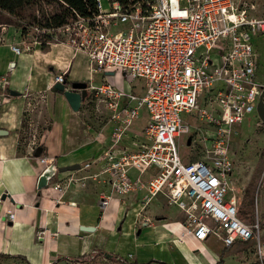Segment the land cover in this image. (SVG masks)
Returning a JSON list of instances; mask_svg holds the SVG:
<instances>
[{
    "label": "built area",
    "instance_id": "2783aa9c",
    "mask_svg": "<svg viewBox=\"0 0 264 264\" xmlns=\"http://www.w3.org/2000/svg\"><path fill=\"white\" fill-rule=\"evenodd\" d=\"M111 2L112 11L106 13L102 1L96 0L97 14L90 19L77 15L59 28H32L33 46L66 40L88 56L91 76L106 75L102 84L89 88L111 114L113 124L111 145L100 158L105 166L92 178L106 175L113 193L121 196L146 190V204L163 195L185 214L180 224L183 236L201 243L216 238L226 248L252 242L259 258H264L260 224L240 218L236 198H228L227 184L232 138L248 115L258 114L264 94L254 45L255 38L264 40V18L236 0H138L127 9ZM23 49L31 51V44L12 46L16 54ZM200 49H204L201 54ZM117 72L129 82L143 81L144 95L118 89L109 76ZM2 81L8 86L6 78ZM55 84H66L65 75H57ZM204 94L209 96L200 107ZM142 109L149 116L144 132L148 143L136 153L120 150ZM195 110L209 127V136L203 139L206 156L184 162L176 140L190 134V129L181 114ZM25 123L18 150L34 155L41 139ZM44 161L47 169L54 165V159ZM75 182L67 181L66 187ZM54 189L63 190L60 185ZM111 202L110 196H102L100 206L107 208ZM13 217L9 213L11 221ZM45 235L46 230L38 232V240Z\"/></svg>",
    "mask_w": 264,
    "mask_h": 264
},
{
    "label": "crops",
    "instance_id": "0c3cea01",
    "mask_svg": "<svg viewBox=\"0 0 264 264\" xmlns=\"http://www.w3.org/2000/svg\"><path fill=\"white\" fill-rule=\"evenodd\" d=\"M12 30H8L6 37L0 30V77L1 82L7 79L8 87L4 85V89L9 92L5 96L0 89V95L6 97L0 105V254L23 257L28 264H53L59 258L75 259L94 251L114 253L125 242H130L133 252L126 257L133 263L224 264L238 245H248L236 243L227 250L216 238L201 243L191 236H183L185 231L180 224L185 221V214L170 205L165 196L160 195L146 204V190L121 196L113 193L106 175L92 178L101 174L105 166L100 158L111 145V114L105 109V126L97 131L83 123L81 110L85 111L86 101L79 112H74L64 94L54 91V81L59 74L65 75L69 87L76 82H88L83 65L75 63L76 58L82 56L88 60L89 70L88 56L76 52L66 40H54L46 45L51 48L43 51L42 46L32 45V37H19ZM24 43L31 44V51L23 49L21 54H16L12 50V46L23 47ZM9 53L14 57H9ZM109 76L120 89L144 95L143 81L132 83L116 73ZM13 91L19 93L18 96L11 95ZM44 94L48 101L42 102ZM30 101L34 108L39 104L46 106L42 116L31 111ZM26 105L27 116L34 122L30 133L41 139L43 152L39 158L29 151L22 155L18 150ZM142 113L147 120L140 123ZM148 121V113L142 109L120 150L133 151L138 146L142 140L139 136H145ZM44 159H54L57 172L48 187L39 190L40 177L47 169ZM87 164L91 165L89 169H85ZM73 165H80L81 169L58 171ZM132 175L136 177L137 173L132 171ZM149 178L150 175L145 176V180ZM69 180L76 182L67 188ZM58 185L62 191L54 189ZM102 196L112 198L107 208L100 206ZM173 209L179 214L171 212ZM9 213L13 214V221ZM149 220L152 223H148ZM82 227H92L95 231L85 232ZM43 230L46 235L38 240V232ZM210 241L220 242L221 249L213 250ZM246 245L241 249L246 251ZM201 252L203 257L198 254ZM246 256H241L234 264H243ZM257 262L264 264V258L251 259L250 264Z\"/></svg>",
    "mask_w": 264,
    "mask_h": 264
},
{
    "label": "rangeland",
    "instance_id": "374dc122",
    "mask_svg": "<svg viewBox=\"0 0 264 264\" xmlns=\"http://www.w3.org/2000/svg\"><path fill=\"white\" fill-rule=\"evenodd\" d=\"M103 5L104 12L112 11L113 4L111 0H101ZM239 4L247 7L251 14L255 15L256 17L264 18V0H236ZM39 7H34L29 10L28 16L31 17L36 15V17H40L41 19L52 15L54 13H64L65 8L60 3H52V5H43L40 9ZM37 11H40L38 13ZM2 24V25H1ZM22 23H19L18 20L12 18L6 14H3L0 17V30L1 35L4 37L9 35V29H13L12 33L17 32L23 38H31L32 34L34 33V29H26L24 30ZM34 27V26H32ZM35 28V27H34ZM255 49L258 54L259 66H258V80L261 83H264V40L262 38H255L254 39ZM1 47V46H0ZM49 46L43 47V51L48 50ZM204 49L199 50V54H201ZM3 54L4 51H1ZM1 54V55H2ZM9 57H14L9 53ZM1 58V57H0ZM81 63L83 65V74L86 76L88 82V86L95 85L98 86L102 84L106 78L104 74H94L91 76L87 68L88 60L82 58V56H78L76 58L75 63ZM113 72V71H112ZM121 73L117 72L116 76L120 75ZM122 76V74H121ZM91 77L93 79L91 80ZM0 77V89L4 92L5 96L9 95V92L4 89V84L1 82ZM9 78V76H8ZM8 87V86H7ZM120 89V86L117 87ZM208 94H204L201 99L199 100V106H205V99L208 98ZM4 95H0V105L5 101ZM46 99V95H43V98L40 101L43 102ZM48 101V100H47ZM86 105L85 111L81 110L83 114V123L85 126H89L94 128L95 130H102L105 126L107 113L101 101L95 96L94 93L89 89L88 96L86 98ZM28 103V102H27ZM33 106V110L35 111L36 115L42 116L44 114V110H46V106L44 104H39L37 107L34 108V103L32 101L29 102ZM28 105V104H27ZM26 105V113L25 118L23 119V123L25 120L28 121V126L34 125L31 117L28 118L29 108ZM23 106V105H22ZM1 108V107H0ZM144 113H142L141 117ZM182 120L184 125H188L190 129V134H184L182 137L176 140L177 147L179 150V154L182 157L184 162H193L203 160L206 156V149L205 144L203 142L204 137H208L209 133L206 131L209 129L207 125L199 120L197 110L193 111L192 113H182L181 114ZM41 118V117H40ZM39 118V119H40ZM38 121V118H35ZM147 120V116H143L140 123H143ZM26 124V123H25ZM142 140L139 141L137 144L138 146L135 147L133 151H127L129 153H136L143 149V146L148 143V139L145 138L144 135L139 136ZM146 140V143L144 141ZM189 140L191 143L189 144ZM124 141V140H123ZM122 141V142H123ZM137 143V141H136ZM122 144V143H121ZM121 146V145H120ZM122 149V147H119ZM104 155V154H103ZM102 155V156H103ZM101 156V157H102ZM231 162H232V172L230 173L229 177L227 178V184L230 187L229 196L235 197L238 203V207L240 209V218L248 224H254L255 222H259L260 229H261V238L264 241V122L260 120L259 115L257 112L253 113L252 115H248L245 121L242 123L240 128H238V133L233 136L232 142L230 145V153H229ZM104 162V161H103ZM105 165V162H104ZM174 213H178L177 210L173 209ZM137 235L134 236L136 238ZM211 247L213 250H220L221 243L210 241ZM122 248H117V250L111 252H104L114 256H118L119 258H123L130 263H133L127 258V254L133 252L130 242H125ZM238 245V249L233 251V254L229 256L224 264H234L235 261L240 260L241 256H246L247 259L243 264H250L251 259L255 261L259 258L256 251V246L254 243H248L244 248L241 249V246ZM196 250V249H195ZM191 250V252L195 251ZM200 256L201 253H198ZM203 257V256H201ZM131 259V258H130ZM248 262V263H247ZM0 264H28L27 261L20 259V258H13L10 260L0 259ZM54 264H123L119 261L118 258H111L108 259L105 257L104 254L95 255L92 257L91 260L84 262V263H75L67 260H63L61 262L55 261ZM155 264V263H154ZM157 264H164V263H157ZM259 264V262H257Z\"/></svg>",
    "mask_w": 264,
    "mask_h": 264
},
{
    "label": "trees",
    "instance_id": "16d2710c",
    "mask_svg": "<svg viewBox=\"0 0 264 264\" xmlns=\"http://www.w3.org/2000/svg\"><path fill=\"white\" fill-rule=\"evenodd\" d=\"M123 9H127L130 6H133L138 2V0H116ZM52 3H60L64 8V13H54L52 15H48L44 18L36 17L33 15L31 17L28 16V12L30 9L34 7H39L40 9L43 5H52ZM38 9V10H40ZM40 13V11H37ZM6 14L12 18H15L19 21V23L25 24L23 25L24 30L32 29L36 26L41 28H59L64 25L69 24L73 20L77 18V15L90 19L94 15L97 14L96 0H0V17ZM49 40V38H46ZM44 44L42 47H45ZM56 93L61 92L54 89ZM229 248H227L228 250ZM104 254L101 251H94L92 253L86 254L81 257H77L75 259H68L67 261L75 262V263H84L92 259L95 255ZM15 257L10 255L0 254V259L10 260ZM27 261L23 257H16ZM116 258V257H113ZM119 261L123 264H131L127 260L123 258H118ZM28 262V261H27ZM54 264V263H53Z\"/></svg>",
    "mask_w": 264,
    "mask_h": 264
},
{
    "label": "water",
    "instance_id": "95a60500",
    "mask_svg": "<svg viewBox=\"0 0 264 264\" xmlns=\"http://www.w3.org/2000/svg\"><path fill=\"white\" fill-rule=\"evenodd\" d=\"M113 74V73H109ZM54 89L63 93L65 99L67 100L68 104L70 105L71 109L74 112H79L82 108V104L86 100L88 96L89 86L85 82H76L73 83L70 87L68 84H55ZM19 93L17 92H11V95L18 96ZM258 115L261 121L264 122V94L260 98V102L257 107ZM2 132V131H1ZM191 143V140H189V144ZM43 149L40 147L35 152V157L39 158L42 155ZM80 165H73L65 168H61L58 171L59 172H67V171H75L80 170ZM57 170L54 169V165L46 169V171L43 173V175L40 177L39 183H38V189L42 190L48 187L49 180L56 174ZM82 231L85 232H93L95 231V228L92 227H82ZM105 257L108 259H111L115 256L104 253ZM119 258V257H116ZM63 260H68L64 258H59L58 262H61ZM131 264H145V263H131Z\"/></svg>",
    "mask_w": 264,
    "mask_h": 264
},
{
    "label": "bare ground",
    "instance_id": "6f19581e",
    "mask_svg": "<svg viewBox=\"0 0 264 264\" xmlns=\"http://www.w3.org/2000/svg\"><path fill=\"white\" fill-rule=\"evenodd\" d=\"M182 135H184V134H181L180 136L182 137Z\"/></svg>",
    "mask_w": 264,
    "mask_h": 264
}]
</instances>
